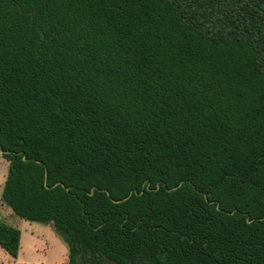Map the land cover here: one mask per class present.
<instances>
[{
    "label": "trees",
    "instance_id": "trees-1",
    "mask_svg": "<svg viewBox=\"0 0 264 264\" xmlns=\"http://www.w3.org/2000/svg\"><path fill=\"white\" fill-rule=\"evenodd\" d=\"M0 154L67 264H264V0H0Z\"/></svg>",
    "mask_w": 264,
    "mask_h": 264
},
{
    "label": "rangeland",
    "instance_id": "rangeland-1",
    "mask_svg": "<svg viewBox=\"0 0 264 264\" xmlns=\"http://www.w3.org/2000/svg\"><path fill=\"white\" fill-rule=\"evenodd\" d=\"M9 163L0 154V221L20 230L17 259L0 247V264H67L68 247L52 225L32 223L16 216L1 202Z\"/></svg>",
    "mask_w": 264,
    "mask_h": 264
}]
</instances>
